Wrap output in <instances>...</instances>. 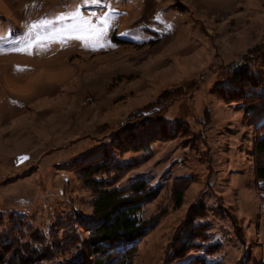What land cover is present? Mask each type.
Segmentation results:
<instances>
[{
    "label": "rangeland",
    "instance_id": "374dc122",
    "mask_svg": "<svg viewBox=\"0 0 264 264\" xmlns=\"http://www.w3.org/2000/svg\"><path fill=\"white\" fill-rule=\"evenodd\" d=\"M242 68L254 82L234 80ZM262 124L264 0H0V244L24 221L55 260L86 264L95 197L79 168L109 154L133 164L115 186L154 191L133 264H170L202 206L219 244L207 263L260 264ZM71 227L78 245L63 257Z\"/></svg>",
    "mask_w": 264,
    "mask_h": 264
},
{
    "label": "trees",
    "instance_id": "16d2710c",
    "mask_svg": "<svg viewBox=\"0 0 264 264\" xmlns=\"http://www.w3.org/2000/svg\"><path fill=\"white\" fill-rule=\"evenodd\" d=\"M251 76L247 68L233 74L234 80L238 83L244 80L254 82ZM166 96L163 95L160 99ZM250 101L251 103L245 107L247 113L255 108L257 98H251ZM156 115L157 113L144 117L161 121L160 116ZM257 131L260 136L254 143V182L264 209V124L260 125ZM111 160V156L107 154L79 168L80 179L95 197L92 202L91 219L82 223V228L87 230L89 260L86 264H133L138 243L145 238L152 226L151 220L143 218L142 210L143 204L154 195L153 189L145 180H136L125 189L115 186V181L132 168L133 164L120 166L112 164ZM182 198L183 192L178 190L174 194L176 208L181 206ZM201 210L203 212L201 215H194L190 220L189 231L183 232L187 237L185 236L186 238L175 247L174 243L171 244L168 263L208 264V257L216 251L215 248L219 244H211L209 226L202 222L203 217H206L205 207L202 206ZM198 219H201V222ZM19 226L0 244V264H48L55 260L54 252L50 251L43 232L24 221ZM70 229L65 242L55 247L62 256L78 245L79 235L74 227ZM55 261V264H84L80 257L73 261L66 259ZM260 264H264V259Z\"/></svg>",
    "mask_w": 264,
    "mask_h": 264
},
{
    "label": "water",
    "instance_id": "95a60500",
    "mask_svg": "<svg viewBox=\"0 0 264 264\" xmlns=\"http://www.w3.org/2000/svg\"><path fill=\"white\" fill-rule=\"evenodd\" d=\"M26 157V159H23V158H25ZM29 160V157L28 156H19L17 159H16V165H21V164H23V163H25L26 161H28Z\"/></svg>",
    "mask_w": 264,
    "mask_h": 264
},
{
    "label": "snow or ice",
    "instance_id": "6c2138e0",
    "mask_svg": "<svg viewBox=\"0 0 264 264\" xmlns=\"http://www.w3.org/2000/svg\"><path fill=\"white\" fill-rule=\"evenodd\" d=\"M101 23L104 25V28L103 29H97L96 30V32H97L98 35H102L104 33V31H106V29H107V21H101ZM23 159H26V157L23 158Z\"/></svg>",
    "mask_w": 264,
    "mask_h": 264
}]
</instances>
